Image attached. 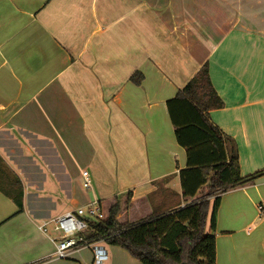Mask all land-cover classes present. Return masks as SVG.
<instances>
[{"label":"crops","instance_id":"1","mask_svg":"<svg viewBox=\"0 0 264 264\" xmlns=\"http://www.w3.org/2000/svg\"><path fill=\"white\" fill-rule=\"evenodd\" d=\"M177 1L168 16L155 0H0V158L24 190L21 210L0 190V264H94L90 247L55 258L60 235L39 228L94 200L131 191L132 217L185 206L167 101L206 62L224 102L211 121L242 176L264 169V0ZM262 198L264 175L221 196L216 264H264ZM100 244L105 264H138Z\"/></svg>","mask_w":264,"mask_h":264},{"label":"trees","instance_id":"2","mask_svg":"<svg viewBox=\"0 0 264 264\" xmlns=\"http://www.w3.org/2000/svg\"><path fill=\"white\" fill-rule=\"evenodd\" d=\"M140 78L137 74L132 76L137 83ZM223 106L207 62L167 101L176 140L186 149L187 166L179 173L183 198L189 201L185 206L169 211L152 209L150 214L140 212L132 217L127 214L132 206L131 191L100 199L104 217L88 220L82 236L121 247L142 264H216L221 196L231 189L253 184L264 175V169L241 175L234 139L209 116L211 110ZM0 190L22 209V183L1 158Z\"/></svg>","mask_w":264,"mask_h":264},{"label":"built area","instance_id":"3","mask_svg":"<svg viewBox=\"0 0 264 264\" xmlns=\"http://www.w3.org/2000/svg\"><path fill=\"white\" fill-rule=\"evenodd\" d=\"M82 180L86 189H92L93 180L88 171L82 173ZM258 211L260 217L264 218V198L258 203ZM103 217L99 200H94L87 205L58 215L51 222L44 223L39 228L46 231V225L52 224L54 230L60 233V237L54 239L56 245L55 258H67L73 250L90 247L94 254L93 263L105 264L108 259L106 248L100 244V241H89L82 236V232L88 228V220H101Z\"/></svg>","mask_w":264,"mask_h":264},{"label":"rangeland","instance_id":"4","mask_svg":"<svg viewBox=\"0 0 264 264\" xmlns=\"http://www.w3.org/2000/svg\"><path fill=\"white\" fill-rule=\"evenodd\" d=\"M158 1L161 2L160 7L163 6V8L162 9L161 8H158V11L159 12H157V13H161L163 15V13H162V11H163V12H165V15H168V16L173 15L175 13V11L173 13L170 11V9H169V6L170 5H174L175 6L177 4H183L181 1H177V0H155V2L153 4H157L156 2H158ZM164 6H165V8H164ZM147 8L148 9L150 8L149 4L147 5ZM178 8H181V7H178ZM152 11H153V15H155V14L157 15L155 9L152 10ZM147 15H149V12H148ZM212 200H213V198H212ZM50 232H52V229L50 230ZM59 235H60V233H58V232H56V234H53V236H59ZM116 247H118V246H116ZM118 248H121V247H118ZM121 249L124 250L123 252H125L129 258H131L132 260H134L138 264H142L139 260L133 258L129 254L128 251H126L123 248H121ZM83 253H84V255L86 257H91V259H93V257H94V254H93V250L92 249H86ZM108 264H129V263L126 262V260H124V259H119V260L116 259V260H113V258L111 257V253H110V261L108 262Z\"/></svg>","mask_w":264,"mask_h":264}]
</instances>
